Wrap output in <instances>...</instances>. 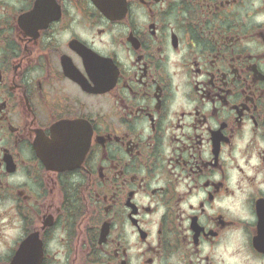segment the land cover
Segmentation results:
<instances>
[{
  "label": "flooded vegetation",
  "instance_id": "obj_1",
  "mask_svg": "<svg viewBox=\"0 0 264 264\" xmlns=\"http://www.w3.org/2000/svg\"><path fill=\"white\" fill-rule=\"evenodd\" d=\"M260 15L0 0V264H264Z\"/></svg>",
  "mask_w": 264,
  "mask_h": 264
},
{
  "label": "clouds",
  "instance_id": "obj_2",
  "mask_svg": "<svg viewBox=\"0 0 264 264\" xmlns=\"http://www.w3.org/2000/svg\"><path fill=\"white\" fill-rule=\"evenodd\" d=\"M255 19L257 20V22H264V15L257 16V17H255ZM252 163L255 164V163H257V161L254 159V160L252 161ZM193 202H195V201H193ZM226 247H227L226 245H223V244H222L218 250H219L220 252H224L225 249H226Z\"/></svg>",
  "mask_w": 264,
  "mask_h": 264
},
{
  "label": "water",
  "instance_id": "obj_3",
  "mask_svg": "<svg viewBox=\"0 0 264 264\" xmlns=\"http://www.w3.org/2000/svg\"><path fill=\"white\" fill-rule=\"evenodd\" d=\"M64 137H65V139H67V141H68V147H67V149L69 150L70 149V147L72 146V131H67V134L66 135H64ZM70 151V150H69ZM72 162V160H70L68 163H71ZM69 167H72L71 165H69L68 166V168ZM61 169H64L63 167L61 168Z\"/></svg>",
  "mask_w": 264,
  "mask_h": 264
}]
</instances>
